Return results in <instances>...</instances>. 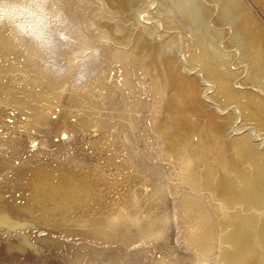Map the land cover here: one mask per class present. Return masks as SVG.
<instances>
[{
	"label": "rangeland",
	"instance_id": "374dc122",
	"mask_svg": "<svg viewBox=\"0 0 264 264\" xmlns=\"http://www.w3.org/2000/svg\"><path fill=\"white\" fill-rule=\"evenodd\" d=\"M203 1L206 5L214 3L213 0ZM152 2L156 4L157 0H138L140 4L134 11L138 15L144 10L147 15L146 11L154 6ZM245 3L251 4V0H245ZM108 11L113 13L111 20L106 17ZM132 11L131 8L108 9L102 0H0L2 119L11 118L14 125L26 121L29 127L37 128V142L33 151L28 144L30 138L24 136L28 142L21 143L16 131H13L15 135L12 141L0 143V186L5 188L13 179L12 175H4L7 167L10 166L8 171L14 168L24 175L25 166L40 162L50 169L53 166L58 169L70 168V172H75L71 186L83 185L88 192L78 193L72 198L70 212L73 213L70 214L77 213L81 218L60 222L58 219L66 215H60V212L53 221L58 224L50 225L54 227L43 226L51 238L45 239V234H48L45 231L42 232L44 238L36 232V247L29 248L23 240L7 237L4 233L2 238L5 241L0 243V264H156L157 261V264H198L201 259L208 264H219L220 221L226 220L230 212L215 199L210 189L200 186V180L203 176L212 179L218 171L229 172L223 159V145L229 136L238 138L248 134L255 141L261 139L264 150V131L258 125L261 119L254 117L251 110L256 106L255 98L264 100V48L259 43L251 45L250 51L248 48L245 53L244 62L237 51L239 38L236 40L238 44L235 42L236 48L233 45L229 50H226L227 37L219 41L203 28L199 41L192 39V29L187 26L192 22V14L188 11L179 14L183 15L180 19L162 16L165 21L163 31L158 29V19L152 17L150 28L158 56L152 66L154 70L151 68L152 75L142 81V76L137 78L134 74L132 65L144 71L145 75L148 73L146 66L151 60L148 48L142 51L139 61L132 55L126 56L129 48L112 39L103 25L109 21L130 29L128 35H132L133 31L137 33L141 24L127 18ZM34 15L41 16V28L38 25L34 28L32 25L23 27V18ZM212 16H209V21H212ZM224 25L212 24L211 31L223 29ZM224 29L228 30L226 26ZM172 46L179 50L182 58V64L175 65L177 73L186 79L187 84L190 82L187 77L197 76L196 83L202 89L198 93L199 98L207 103L206 107L225 116V119L228 117L226 134H213L212 130H208L206 117L201 121L202 125L194 123L188 130L179 132V122L165 120L168 112L162 106L157 109L153 106V101L162 104L165 91L160 83L165 82L163 75L171 74L169 65L166 66L167 74L164 70L162 54ZM14 62L16 64H12ZM125 66L131 73L124 70ZM250 67L249 78L253 83L244 84L243 79L247 75L245 69ZM210 91L214 92L210 94ZM176 99L183 104L182 98ZM59 107L64 110L62 115H65L62 116V123L64 117L70 119L72 115L76 119L77 122H72L76 123L71 125L72 128L69 126L66 129L54 120L49 119L48 122V116H53L51 113ZM203 111L204 116L207 115V111ZM262 111L264 114V107ZM13 113L15 118L10 115ZM238 113L241 114L240 118H237ZM173 126L177 129V135L170 136ZM69 129L72 133H69ZM63 136L67 145L58 141ZM234 145L232 142L233 149ZM51 146L53 149L50 150ZM89 146L93 148L88 149ZM92 149L95 151L93 155L90 153ZM20 162L21 165L18 164ZM190 162L193 164L190 165ZM16 186L17 189L21 187L18 183ZM16 186L12 189V185H9L7 188L14 193ZM0 195L3 196L1 192ZM85 197L92 200L87 202ZM89 202H95L94 208L87 204ZM103 208H106L108 218L110 214L114 216L113 211L120 209L119 224L126 222L127 225H118L117 231H114V227L105 228V233L97 228L102 229L107 225L103 226L95 219L91 222L83 220V215L88 217L94 214L98 218ZM234 209L245 212L241 203L235 204ZM249 210L258 216L261 214L259 209ZM19 213L31 215L32 211ZM257 224L256 220L252 227V237L257 239L243 252L242 262L264 264V234L262 246ZM63 225L66 226L63 228ZM53 228L69 233H56ZM4 230L6 228L0 227V232ZM57 235H60L57 239L65 240L61 246L53 240ZM200 235L205 239L199 240ZM208 240L212 243L205 251L203 244Z\"/></svg>",
	"mask_w": 264,
	"mask_h": 264
},
{
	"label": "bare ground",
	"instance_id": "6f19581e",
	"mask_svg": "<svg viewBox=\"0 0 264 264\" xmlns=\"http://www.w3.org/2000/svg\"><path fill=\"white\" fill-rule=\"evenodd\" d=\"M205 1H207V0H205ZM209 1H212V0H209ZM213 1H214V3H212L210 5H206V4H204L203 0H157L156 4H154L155 2H152L154 6L152 7L151 10L146 11L147 15L145 14L144 10L140 11V13H139L140 15L139 14L137 15V13L135 11H136V8H138V6L140 4V3L138 4V0H102L103 4L108 9H115V10L116 9L117 10L125 9L126 10L127 8H131L133 10L131 15L128 14L129 16L128 17L126 16V17L133 20V22L136 24H138V23L141 24V26L137 28L138 29L137 33H136V31L132 30L133 31L132 35H134V37H132V35H128L129 34L128 32L130 31V29L123 28V26L108 23L109 21L105 22L103 25L106 27L107 31L110 33L109 36L112 39L115 38L116 40L119 41L121 46L129 48L127 50L128 54H126V56L132 55L134 57H137V59L136 58L135 59L137 61H139L140 56L142 54V51H144L145 48L146 49L148 48L147 51H149L148 53H150V56H151L150 57L151 60L148 62L147 66H146L148 73L145 75L144 71L139 70L138 68H136L135 65H132L134 67V70H133L134 74L136 76H138L137 78H141V76H142V81L144 78H147L148 76L150 77L152 75V74H150V73H152L151 68L154 70V67H152V66H154L155 59L158 56V53H157L158 49L156 48L157 44H156L155 40L152 39L153 31H151V28H150V25H152V23H153L150 21L152 19V17H156L158 19V21H157L158 29H159V31L160 30L163 31L164 30L163 26H164L165 21L163 20L164 17L162 18V16H166L167 19H168V17L170 18L171 16L174 18L180 19L183 15L180 16L179 14L185 13L188 11L192 14V20H191L192 22L187 24V26H189L192 29L191 32L194 35V36H191L192 39L198 40L200 38V30H201V28H203L211 36H216V38L219 41L223 37H227L228 40L226 42V48H227L226 50H229L230 49L229 47L232 46V48H233V45H234V48H236L235 42L237 43L236 40L239 38L240 42H239V44L237 43L238 44L237 45V51L241 55V59L244 62H246V59L244 56L246 55L245 53L247 52L248 48L251 45L259 43L264 48V19L262 18V17H264V0H251V4L245 3V0H213ZM253 9H255V11L258 12L259 14L257 15V13L255 11H253ZM4 12H6V11H4ZM13 12H14V10H13ZM108 12H109L107 14L108 16H106V17H108V20H111V18L113 17V13H112V11H108ZM128 12H129V9H128ZM26 13L27 12H25L24 14H26ZM212 14H213L212 21H209V16ZM259 16L261 18H259ZM40 17H41L40 15H34L33 17L23 18V20H24L23 27H25V25H27V26L32 25L33 28L36 27L37 25L39 26V24H42ZM20 18H22V17H20ZM212 24L213 25L214 24L215 25L225 24L224 26H226V28L228 30L224 29V26H223V29L219 28L217 30L211 31V29H212L211 25ZM85 34H86V32H85ZM7 36H10V34ZM78 36L79 35H77L76 37H78ZM78 38H80V37H78ZM11 39H12V37H11ZM222 44L223 43H221V45ZM117 51H119V50H117ZM249 51H250V48H249ZM179 55H180L179 50H177L176 47L173 48V46L171 47V49L167 50L166 52H164L162 54V59H163L164 68H165L164 70L166 71V74H167L168 70L166 69L167 68L166 66L169 65V67L171 68L170 69L171 74H169V76H168V74L163 75V77L165 78V82L160 83L164 87V91H165V93L163 95L162 104L158 103V102L156 103V101H153L152 102V104H154L153 106L156 107V109L160 108V106H162L163 109L168 112V114L166 113L167 116H166L165 120H169V122H171V121H174L176 123L179 122V125H180L179 132L180 131L183 132L184 130H188L190 128V126L194 123L202 125L201 121L204 120L206 117L205 125H206V128L208 130H212L213 134H214V132L218 133V134L219 133L226 134V132H228L227 131L228 130L227 129L228 128L227 127L228 126L227 125V121H228L227 118L228 117L225 119L224 118L225 116L223 117L222 115L217 113L215 110L206 107V106H208L207 103L204 100H201V98H199L200 96L198 95V93H199V91L201 93L202 89H201V87L199 89V86L196 83L197 80L195 79V77H197V76L187 77V78H189V81H190L188 83L190 86H188V84L186 83V79L183 78L182 75H179V73H177L178 68L175 65L178 63H181V60H182L181 56H179ZM12 64H16V62H14ZM159 67H160V65H159ZM169 67H168V69H169ZM236 67H237V65H236ZM238 67H239V65H238ZM249 69H251V67L245 69V71L247 72V73H245V75L247 74L246 75L247 77L244 76L245 77L243 79L244 84L253 83L252 80H250V78H249V73L251 71V70L249 71ZM124 70H126V72H130V70H129V68H127V66H125ZM238 71H239V69H238ZM162 72H163V70H162ZM123 74H125V72ZM158 74L162 75L160 72ZM192 82H194V83H192ZM120 83H122V82H120ZM207 88L209 89L210 87H207ZM143 90L145 91L146 87ZM188 91H190V93ZM212 92H214V91H210V94H212ZM103 97L104 96H102V98ZM139 97H141V96H139ZM177 97L182 98L184 100V101L182 100L183 104H181L180 100L176 99ZM255 99H257L256 102L254 103L256 106L253 105L254 107L251 108V110L253 109V113H254L252 115L254 117H257L258 119H261V123H259L258 125H261V127H259V129H262L264 131V114L262 111L263 107H264V100L260 97L255 98ZM175 103H177V104H175ZM203 107L205 109H203ZM203 110L207 111V115L204 116L203 113H205V111H203ZM63 111L64 110L61 107H59L57 110H53V112L51 113L53 116H50V115L48 116V122H49V119L54 120L55 122L61 123V125L64 126L66 129L69 126L76 124V123H72V122H77L76 119L74 118V116H72V115L70 116L71 117L70 119L64 117L65 121L62 123L61 122L63 119L62 116H65V115H62ZM11 112H13V111H11ZM2 115H3V113L0 111V143L1 144L7 143V142L9 143L11 138L14 137V135H15V133H13V131H16V134H18L17 137L19 138L21 143L27 144L28 141L25 137L30 138V140L32 139L31 141L29 140L28 144L31 146L30 150L33 151V148L36 146L35 136H36V132H37L36 129L37 128L35 129V127L34 128L29 127V125H27L28 122L25 123L26 121L25 122L22 121L21 125H14L11 118L10 119L8 118V120H4V119H2L3 118ZM10 115H12L13 118L16 117V116H14L15 115L14 113L10 114ZM38 115H39V112H38ZM5 117H6V115H5ZM8 117H10V116H8ZM240 117H241V114L238 113L237 118H240ZM18 120H19V118H18ZM90 120H88V121H90ZM46 124L47 123H45V125ZM25 126H27V127L24 128ZM203 126H204V124H203ZM71 128H72V126H71ZM70 129H69V131H70ZM75 131H76V128H75ZM170 131H169L170 136L177 135L176 134L177 129L174 128V126L172 127V129ZM69 133H72V130ZM257 135H258V133H257ZM109 136H111V135H109ZM64 137L65 136H63L62 140L60 139L58 141H63L64 145H67L68 144L67 140L66 141L63 140V139H65ZM111 137H113V136H111ZM36 138H38V137H36ZM83 139H85V138H83ZM46 141H47V139H46ZM73 141H74V139H73ZM31 142H32V144H31ZM48 142L46 144H48ZM232 142H234L236 144V145H234L235 149H233V147H232ZM69 143H70V141H69ZM83 143H85V142H83ZM38 144H39V142H38ZM42 144H45V142ZM56 144H60V143H56ZM83 145L84 144H82V146ZM53 147H55V146H53ZM57 147H59V146L57 145ZM89 148H93V147L89 146L88 149ZM49 149L50 150L53 149L52 146ZM81 149H82V147H81ZM95 149H96V147H95ZM90 153H91V155H93L95 153V151L92 149V151H90ZM34 155L38 156V154H34ZM96 156H98V155H96ZM223 159L229 168V169H227V170H229V172L228 171H218L216 176L213 174L215 177H213L212 179H208V178H205L203 176V177H201V180H200V186L210 189L212 191V193L214 194L215 199H217L219 201V203L221 205H223L225 208L229 209V212H230V215L228 216V218H226V220L222 219L220 221L221 235H220V242L219 241L218 242L220 244L221 250H220V254L218 256V258H219L218 262H219V264H249L248 261H246V260H245V262H242V258H243V252L245 251V249L247 247H251L254 243V240L257 239V238L253 239V237H252L253 236L252 227L256 223V220L258 222V224L256 226L257 227V234L259 237V241L261 242L260 244L263 246L262 236L264 234V150L261 148V139L258 141L257 140L255 141L248 134H246V135L244 134V136H239L238 138H233V136H229V138L225 139V143L223 145ZM36 160H38V159L36 158ZM18 164L21 165L22 162H20ZM191 164H193V163L190 162V165ZM7 166H8V164H7ZM7 166H5V167H7ZM187 166H188V164H187ZM48 167L45 165V163L43 164V163L39 162L38 164H32V166L31 165L25 166L24 175H22L23 172L17 171L14 168L11 169L12 171H8L10 166H9V168L7 167L5 169L6 170L5 173L3 172L4 175L5 174L6 175L7 174L12 175L11 179L12 178L13 179L10 182H12V183L14 182V183L11 184L10 182H8L9 185H12V189H13V187H15L17 185V183L21 187L18 186L19 189H17V186H16L17 190L14 193H11L10 190H8L9 185L7 186L6 183L5 184L3 183V185H6L5 188H3V186H0V192L3 194V196L0 195V227L6 228V230H4L3 232H0V240H1L0 243L5 241V239L2 237H3L4 233H6L7 237H13L17 240H23L24 243L26 245H28L29 248H33V247H36L35 245H37V243H36L37 233L36 232H39L41 234L40 237L44 238V236L42 235V232L45 231V233H48L49 231L46 232V229L43 226L54 227V226H50V225L52 223L58 224V222L56 223L53 221H55V219H56L55 217L58 216V214L60 212H62V213H60V215L66 213V215H63L58 219V220H60V222L62 221V222L66 223V222H69L71 219L81 218L80 216L76 215L77 213H75L73 215L70 214V213H73L72 211L70 212V208L72 207L71 202L74 200V199L72 200V198L75 195H78V193L84 192L86 194L88 192L83 189V187H82L83 185L81 187H75V188H74L75 185L71 186V183H73L72 181L74 178L72 174L75 172H73V173L70 172L69 171L70 168L67 167V168L58 169L56 166H53V167H51L52 169H50ZM22 169H23V167H22ZM2 170H3V168H2ZM112 170L114 171V169H112ZM80 172L82 173L83 171L80 170ZM77 181H79V180L77 179ZM28 185H29V187H28ZM29 188H31L32 190L30 191ZM18 190H20L21 192H18ZM87 190H89V189H87ZM12 194H14V196ZM91 194H93V193H91ZM87 197H85V198H87ZM76 198H77V196H76ZM111 198H113V197H111ZM90 199L87 198L86 201L88 202V200H90ZM17 201H19L18 204H17ZM94 203L95 202H93V203L91 202V204H90V202H89L87 204L91 208H94ZM239 203H241L244 206L245 212L240 211L239 209H234L235 204H239ZM73 204H76V203H73ZM80 207H81V205H80ZM75 208H74V210H75ZM249 208L259 209L260 213H261L260 214L261 217L258 216L254 211L249 210ZM95 210H97V209H95ZM102 210L103 211L98 216V218L95 217L94 214H91L88 217H85L83 215V220L91 222L92 219H95V220H98L97 222L101 223L103 226L107 225L106 227H104L102 229L97 228L99 230H103L104 232H105V230H104L105 228L107 229L109 227H114L115 228L114 231H117L119 229L120 225H127L126 222L119 224L120 222L118 221L119 220V212L118 211L120 209L118 211L115 210V212L114 211L112 212V215L114 214L113 217H111V214H110V217H111L110 220H108L110 217L109 218L107 217V215H109V214L105 213L106 208H103ZM21 211H22V213L32 211V213H31V215H29V214L27 215V213L26 214L23 213L24 215H20L19 212H21ZM98 213H100V212L98 211ZM18 215H20V216H18ZM127 216H128V214H127ZM131 216H133V215H131ZM125 219H127V218L125 217ZM121 222H124V221H121ZM127 222H129V221H127ZM64 226H66V225H63V228H64ZM92 226H94V224H92ZM94 227H96V226H94ZM60 228H61V226H60ZM35 229L37 231H35ZM53 230L56 233L58 231V230L55 231L56 230L55 228H53ZM50 232H51V234L53 233L52 231H50ZM59 232L64 233L66 231L65 230H59L58 233ZM70 232H73V231H70ZM75 232H77V231H75ZM75 232H74V235L76 234ZM66 233H69V232H66ZM77 234L79 235V232ZM91 234L93 235L94 233H91ZM47 235H49V233L45 234L46 240H47V237L51 238V236H47ZM58 236H60V235H57L54 237L55 239H53V238L52 239L58 245H60L61 242L65 241V240L57 239ZM255 236H256V234H255ZM200 237H201V239H199V240L205 239L201 235H200ZM211 243H212V241H210V240L204 242L203 247L205 248V251L208 250V248L211 246ZM61 245H63V244H61ZM263 250H264V248H263ZM160 258H159V261H160ZM14 259H19V258L14 257ZM138 259H139V257H138ZM132 260H131V262H132ZM149 261H150V259H149ZM154 261L155 260H153V262ZM140 262L142 263V261H140ZM157 262H155V263L157 264ZM45 263H47V262H45ZM197 263L198 264H208L204 259L199 260Z\"/></svg>",
	"mask_w": 264,
	"mask_h": 264
}]
</instances>
